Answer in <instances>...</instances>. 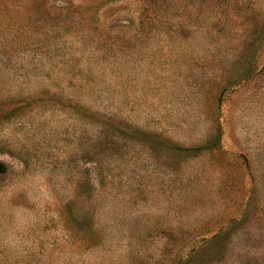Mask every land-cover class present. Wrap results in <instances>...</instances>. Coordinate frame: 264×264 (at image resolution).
<instances>
[{
	"label": "rangeland",
	"instance_id": "374dc122",
	"mask_svg": "<svg viewBox=\"0 0 264 264\" xmlns=\"http://www.w3.org/2000/svg\"><path fill=\"white\" fill-rule=\"evenodd\" d=\"M0 264H264V0H0Z\"/></svg>",
	"mask_w": 264,
	"mask_h": 264
}]
</instances>
